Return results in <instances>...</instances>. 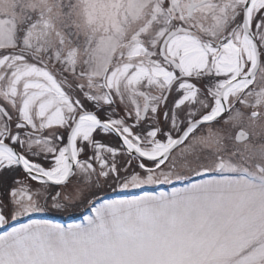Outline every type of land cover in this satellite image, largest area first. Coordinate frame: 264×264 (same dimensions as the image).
Listing matches in <instances>:
<instances>
[{"label": "rangeland", "instance_id": "obj_1", "mask_svg": "<svg viewBox=\"0 0 264 264\" xmlns=\"http://www.w3.org/2000/svg\"><path fill=\"white\" fill-rule=\"evenodd\" d=\"M164 1H172L169 15L158 14L160 6L166 7ZM174 1L190 0H0V73L7 79L16 75L20 93L30 95L29 106L19 116L50 135L61 120L60 111H67L69 105L70 88L60 79L65 74L76 78L78 71L104 78L107 67L112 93L122 106L139 112L143 102L136 91L145 73L171 76L164 67L150 64L161 62L153 55L155 47L174 22L190 24L186 4L183 12H174ZM206 1L210 3L193 13L195 33L179 34L167 45L187 71L208 68L205 64L213 49L206 43L201 47L198 41L212 21L209 15L216 16L213 8H219L221 1L242 0ZM263 4L264 0L255 9ZM63 28L75 29L76 40L67 31L63 44ZM59 50L64 55L61 62ZM218 88L219 83L204 93L198 86L185 85L181 106L199 104V112L207 108L206 115L216 105L217 94L212 99L209 93H218ZM239 94L237 101V95L229 97L232 103L220 121L202 125L183 146L185 151L201 150L213 159L217 152L223 153L226 168L234 171L231 176L101 201H95L93 192L102 193L106 184L115 186L116 179L74 178L65 189L67 197L61 191L46 202L48 188L34 183L20 187L10 181L8 192L0 194V217H5V224H17L0 232V264H264V59L255 79ZM252 111L258 115L253 117ZM238 127L250 134L249 139L235 142ZM91 137L79 133L76 142L86 144ZM31 141L34 148L50 150L46 141L34 137ZM105 154H111L112 162L127 158L122 149L105 150ZM25 158L39 169L56 165L44 167ZM11 161L0 158V167ZM132 183L155 187L152 178L144 176ZM61 207L58 211L67 213H54ZM80 209L82 217L74 218ZM25 212L35 219L18 223Z\"/></svg>", "mask_w": 264, "mask_h": 264}, {"label": "flooded vegetation", "instance_id": "obj_2", "mask_svg": "<svg viewBox=\"0 0 264 264\" xmlns=\"http://www.w3.org/2000/svg\"><path fill=\"white\" fill-rule=\"evenodd\" d=\"M192 2L199 1L190 0L186 1V3L174 1V12H183L186 4V15L188 18L186 23L190 24L183 25L182 22L185 20H180L174 22L165 31L166 33L178 25H181L183 28L174 34L165 46V54L169 57L174 58L173 53L167 51L168 43L179 34H194L195 22L192 20L193 13L200 7L210 3V1H203L202 4L195 6L189 15L188 6ZM221 2L219 8H213L217 12L216 16L209 15L212 21H210L208 28L201 31V38H199V41L197 40L199 44L201 43V47L206 43L213 49L205 64L208 65V68L202 70L198 67L187 71L181 66L180 62L178 63L179 68H175L160 55L159 50L162 37L160 43H158V46L153 51V55L160 59L161 62L156 61L150 64H154L156 68L164 67L171 72V76L166 78L160 76L158 73H152L151 75L150 73H145L144 77L139 81L141 88L136 91L137 96L143 102L139 112L133 111L134 109L128 110L127 106H122L120 99L116 97V94L112 93V83L109 82L111 79L107 78L108 72L104 78L94 77L91 73L86 76V73L83 71H78V77L73 79L67 78L68 75L65 74V77L60 79V81L68 89L70 88L69 91H71L67 94L68 109L67 111H60L59 118L61 117V120H58V123L54 125L55 127L50 135H43L45 129H34L27 120L19 116V113L25 111L29 106V93H20L21 90L18 88L19 79L16 78V75L11 76L12 74H10L11 77L7 79L5 75L2 76V73H0V147H6L10 152L11 150L16 152L21 158H25L26 156L44 167L57 164L58 157L56 158V155L60 150L62 151L61 154H64L69 162L66 152L68 132L79 116L81 118L92 116L94 119L99 118L103 122L111 124L126 141V143L120 141L107 128L95 125L90 133L92 134V140L89 143L83 144V142L75 141V156L71 155L70 158L73 162V167L67 181L61 185L35 182V180L25 173L13 152H11L13 154L11 157L12 161L1 166L0 173L3 171L12 172L11 183H16L20 187H26V185L34 183L48 188L46 189L44 202H46L47 198L58 197L61 191L67 197L65 189L68 188L69 183L74 178L92 179L95 182H107L116 179L115 186L111 187L109 184H106L105 190L102 193H97L96 190L93 192L97 194V200H100L106 197V193H113L122 188L123 190L118 192L117 196H115L116 198L169 190L178 183L187 185L199 179L230 176L229 174L234 171L232 168H226L227 158L224 157L223 153L217 152L216 157L213 159L201 150L194 152L193 149H189L188 151L183 149L186 141L205 124L196 126L169 153L164 155V149L157 155L149 154L154 150L156 145H170L179 138L189 123L204 116L207 108L199 112V104L194 103L193 105H189V103H186L185 106H181L180 101H185L182 99L184 96L183 87L185 85L198 86L199 90L201 89V91L206 93L207 89L219 83V93L226 81L241 75L249 69L254 53L258 52L259 54V68L263 62L264 4L260 10H256L257 4L254 2H251L247 8L245 0ZM172 9V1H168L166 7L162 8L160 6L158 8V14L161 15L164 11L169 15ZM171 18L173 19L174 16L171 15ZM67 31L72 33L70 36H75L74 40H76V35H74L75 29L67 30L63 28V44L66 43L65 37L66 35L68 36ZM23 50L21 48L13 49V51L22 55L29 54V52ZM58 53V62H61L64 59V55L61 50ZM150 57L151 54L146 56V58ZM42 64L48 65L45 62H42ZM144 65H146L145 69H147V64ZM216 68L219 69L217 73H215ZM106 69L109 68L107 67ZM98 87L101 94H98ZM215 92L209 93L210 98L213 99L216 94L218 95ZM239 92V90L230 92L228 97L237 95V101L240 95ZM98 96H101L103 99H100ZM202 96L208 98L206 94ZM24 102L25 104H23ZM144 107H146V110L143 113ZM222 117V115L219 116L212 123L220 121ZM238 129L240 128L238 127L234 130V140L236 143H241L236 140ZM33 137L36 140L41 139L46 141L50 145V150L43 152L38 148H34L31 141ZM123 143L126 144L127 150ZM120 149H122L127 158L121 159L119 157L115 159V162H112L114 159L111 157V154H109V157L105 154V150L112 152L113 150L118 151ZM155 149L158 151V147ZM133 150H136L139 154H134ZM193 158H196V161H193ZM215 160L223 164L219 170L213 168ZM27 161L29 160L27 159ZM188 163H191L193 166H189ZM31 164L29 161L28 166L31 167ZM204 170L209 171V173L204 176L198 174V172ZM170 171L179 173L177 176L168 175ZM141 176L148 179L152 178L155 187L142 185L144 186L142 189L133 190L132 186L134 183L132 182ZM157 182H161L160 187L156 185ZM53 191L54 194H52ZM7 192L8 188L6 189L5 186L3 188L0 184V194ZM78 204L81 207L82 204ZM56 209L57 212H61L58 210H62V207Z\"/></svg>", "mask_w": 264, "mask_h": 264}, {"label": "water", "instance_id": "obj_3", "mask_svg": "<svg viewBox=\"0 0 264 264\" xmlns=\"http://www.w3.org/2000/svg\"><path fill=\"white\" fill-rule=\"evenodd\" d=\"M246 1H247L246 2V8H247V6L249 5L250 1H254V0H246ZM202 3L203 2L201 1V2H196V3L192 2L191 4H189V6H188V14L190 15L191 12H192V9L195 6H198V5L202 4ZM182 29H183L182 26L178 25L175 29H172L169 32H167L166 35L164 36L162 42H161V45H160V54L163 57V59H165L166 61L170 62L177 69L179 68L178 62L175 59H173V58L167 57L165 55L164 48H165V45H166L167 41L174 34L178 33ZM258 66H259V54H258V52H256V53H254V59H253V62H252V65H251L250 69L247 72H245L244 74H242L241 76H238V77H235V78H232V79L228 80L222 86V88H221V90L219 92V95H218V101L221 104L220 110H218V111H216L214 113H209V114H207L205 116H202V117L192 121L191 123H189L187 125V127L185 128V130L182 132V134L179 136V138H177L175 141H173L170 145H168L165 148L164 155L169 153L174 147H176L183 140V138L194 127H196L197 125L202 124V123H210V122L214 121L215 119H217V117H219L221 114L226 112L228 110V107H227V104H226V100L224 99V93L227 90V88L229 86H231L232 84H234V83H239L240 81L245 82V81H248V80L252 79L254 77L256 71H257ZM146 102H147V97H146ZM145 110H146V107H144L143 113H144ZM252 115L256 116L257 112L256 111L252 112ZM80 119H81V117L79 116L77 118V120L74 122V124L71 126V128H70V130L68 132L67 144H66V152L68 154L67 156H68V159H69V163H68L69 166H68V169H67L66 174L63 177V179L57 180L55 178H50L48 176H45L42 173H39L37 171H31V170L27 169L23 165V162H22V159H21L20 155L17 154L16 152H14L18 162L20 163L21 167L23 168V170L25 171V173L29 177H31L33 180H35L37 182L50 183V184H53V185L63 184V183H65L67 181V179H68V177H69V175L71 173L72 167H73V162L70 160V158H71L72 134L75 131ZM95 121H96L97 124L102 125L103 127H106L109 131L113 132V134H115L120 141L124 142L123 139H122V136L118 133V131H117V129L115 127H113L112 125H110V124H108L106 122L101 121L99 118H96ZM248 137H249V134L245 130H243V129H238L237 130V132H236V140L237 141H244ZM123 144H124L125 149L127 150L128 148H127L126 144L125 143H123ZM133 153L136 154V155L139 154L136 150H133ZM122 190L123 189L119 190V192L122 191ZM25 215H28V213H26ZM0 230H1V223H0Z\"/></svg>", "mask_w": 264, "mask_h": 264}, {"label": "bare ground", "instance_id": "obj_4", "mask_svg": "<svg viewBox=\"0 0 264 264\" xmlns=\"http://www.w3.org/2000/svg\"><path fill=\"white\" fill-rule=\"evenodd\" d=\"M263 0H254L255 4H259L260 2H262ZM243 85H245V83H234L231 86H229L227 88V90L224 93V99L228 100V96L230 95V92H235L236 90L240 89ZM221 108V104L219 103V101L216 102L215 108L212 111V113L220 110ZM96 125V121L95 119L91 116H84L82 117L79 122L78 125L75 129V131L72 134V145H71V155L74 157L75 156V146L74 143L76 141V137L77 134L79 133H83L85 135H88L91 133L92 129L95 127ZM123 141L126 143L125 138L122 137ZM158 147V151H156L155 148ZM167 146H163L162 144L160 145H156V147L154 148L153 151H151L149 154L151 155H157L159 152H161L162 150H164ZM13 156V154L4 148L0 147V158L1 159H9ZM23 163L26 164L27 166L29 165V161L24 160L23 159ZM68 160L66 159V156L64 154H61V156L58 158V162L57 164L52 168V169H39L36 165L31 164V168L37 172L42 173L45 176H48L50 178H55L57 180H61L63 179V177L66 174V171L68 169ZM30 168V166H28ZM40 170V171H38ZM171 190V189H170Z\"/></svg>", "mask_w": 264, "mask_h": 264}, {"label": "trees", "instance_id": "obj_5", "mask_svg": "<svg viewBox=\"0 0 264 264\" xmlns=\"http://www.w3.org/2000/svg\"><path fill=\"white\" fill-rule=\"evenodd\" d=\"M11 176H12V172L8 171V172H1L0 173V184L1 187L6 188V186L8 185L9 181H11Z\"/></svg>", "mask_w": 264, "mask_h": 264}]
</instances>
